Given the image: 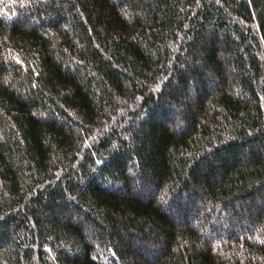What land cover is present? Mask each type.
Listing matches in <instances>:
<instances>
[{
    "label": "trees",
    "instance_id": "1",
    "mask_svg": "<svg viewBox=\"0 0 264 264\" xmlns=\"http://www.w3.org/2000/svg\"><path fill=\"white\" fill-rule=\"evenodd\" d=\"M0 264H264V0H0Z\"/></svg>",
    "mask_w": 264,
    "mask_h": 264
}]
</instances>
